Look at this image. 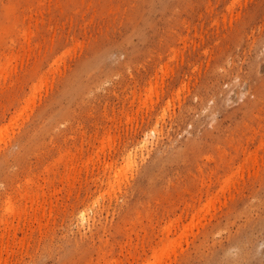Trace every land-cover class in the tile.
Instances as JSON below:
<instances>
[{"label":"rangeland","instance_id":"374dc122","mask_svg":"<svg viewBox=\"0 0 264 264\" xmlns=\"http://www.w3.org/2000/svg\"><path fill=\"white\" fill-rule=\"evenodd\" d=\"M0 220V264H264V0H0Z\"/></svg>","mask_w":264,"mask_h":264},{"label":"bare ground","instance_id":"6f19581e","mask_svg":"<svg viewBox=\"0 0 264 264\" xmlns=\"http://www.w3.org/2000/svg\"><path fill=\"white\" fill-rule=\"evenodd\" d=\"M11 59H12V58H11ZM9 60H10V59H9ZM11 61H12V60H11ZM11 61H10V62H11ZM7 65H9V64L7 63ZM9 66H10V65H9ZM5 67H6V66H5ZM2 69H4V68H2ZM1 72H2V71H1ZM1 130H2V129H1ZM2 131H3V130H2ZM245 159H246V158H245ZM35 200H36V199H35ZM34 202H35V201H34ZM7 203H8V202H7ZM9 205H10V204H9ZM11 207H12V206H11ZM200 207H202V206H200ZM8 209H9V208H8ZM8 209H7V210H8ZM33 209H34V208H33ZM196 209H197V208H196ZM202 209H203V208H202ZM3 210H4V209H3ZM7 210H5V211H7ZM43 210H44V209H43ZM200 210H201V209H200ZM200 212H201V211H200ZM20 213H21V212H20ZM185 213H186V212H185ZM18 214H19V213H18ZM3 215H4V214H3ZM3 215H2V216H3ZM196 215H197V214H196ZM82 216H83V215H82ZM82 216H80L81 219H82ZM194 216H195V214H194ZM45 217H46V216H45ZM1 220H2V219H1ZM1 220H0V221H1ZM83 220H84V219H83ZM83 220H82V221H83ZM192 220H193V219H192ZM16 222H17V221H16ZM83 222H84V221H83ZM11 223H12V222H11ZM16 224H17V223H16ZM175 224H176V223H175ZM168 226H169V225H168ZM168 226H167V227H168ZM165 227H166V226H165ZM10 228H11V227H10ZM10 228H9V229H10ZM13 230H14V229H13ZM20 230H21V229H20ZM163 231H164V230H163ZM166 237H167V236H166ZM164 239H167V238H164ZM168 239H169V238H168ZM170 240H171V239H170ZM165 241H166V240H165ZM165 241H164V242H165ZM168 241H169V240H168ZM164 242H163V243H164ZM164 244H165V243H164ZM156 246H157V245H156ZM161 246H162V243H161ZM167 246H168V244H167ZM157 247H159V246H157ZM164 247H165V246H164ZM168 247H169V246H168ZM159 248H160V247H159ZM169 248H170V247H169ZM160 249H161V248H160ZM162 249H163V248H162ZM164 249H165V248H164ZM164 249H163V250H164ZM167 249H168V248H167ZM167 249H165V250H167ZM156 250H157V249H156ZM156 250H154V251H156ZM157 251H158V250H157ZM163 252H164V251H163ZM165 252H167V251H165ZM152 253H153V252H152ZM159 253H161V251H160ZM161 254H163V253H161ZM161 254H160V256L162 257ZM169 254H170V253H169ZM154 255H155V254H154ZM154 255H153V256H154ZM163 255H164V254H163ZM151 256H152V255H151ZM169 256H170V255H169ZM154 257H155V256H154ZM158 257H159V256H157V258L155 257V259H158V260H159L160 258H158ZM165 257H166V256H165ZM148 260H149V259H148ZM153 260H154V258H153ZM154 261H155V260H154ZM157 262H158V261H156V263H157ZM151 263H153V262H151Z\"/></svg>","mask_w":264,"mask_h":264}]
</instances>
